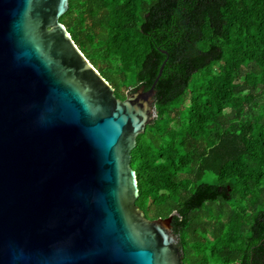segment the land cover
Instances as JSON below:
<instances>
[{
  "label": "trees",
  "instance_id": "1",
  "mask_svg": "<svg viewBox=\"0 0 264 264\" xmlns=\"http://www.w3.org/2000/svg\"><path fill=\"white\" fill-rule=\"evenodd\" d=\"M59 21L117 98L166 60L129 165L182 263L264 264V0H68Z\"/></svg>",
  "mask_w": 264,
  "mask_h": 264
},
{
  "label": "water",
  "instance_id": "2",
  "mask_svg": "<svg viewBox=\"0 0 264 264\" xmlns=\"http://www.w3.org/2000/svg\"><path fill=\"white\" fill-rule=\"evenodd\" d=\"M67 10L0 0V264H183L172 215L135 205L129 165L166 60L117 98L60 23Z\"/></svg>",
  "mask_w": 264,
  "mask_h": 264
},
{
  "label": "clouds",
  "instance_id": "3",
  "mask_svg": "<svg viewBox=\"0 0 264 264\" xmlns=\"http://www.w3.org/2000/svg\"><path fill=\"white\" fill-rule=\"evenodd\" d=\"M134 177H135V174H134ZM136 179V178H135ZM137 181V180H136Z\"/></svg>",
  "mask_w": 264,
  "mask_h": 264
},
{
  "label": "bare ground",
  "instance_id": "4",
  "mask_svg": "<svg viewBox=\"0 0 264 264\" xmlns=\"http://www.w3.org/2000/svg\"><path fill=\"white\" fill-rule=\"evenodd\" d=\"M136 188H137V185H136Z\"/></svg>",
  "mask_w": 264,
  "mask_h": 264
}]
</instances>
